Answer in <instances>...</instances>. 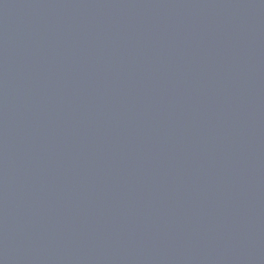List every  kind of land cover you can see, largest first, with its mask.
<instances>
[{
	"label": "water",
	"instance_id": "water-1",
	"mask_svg": "<svg viewBox=\"0 0 264 264\" xmlns=\"http://www.w3.org/2000/svg\"><path fill=\"white\" fill-rule=\"evenodd\" d=\"M0 264H264V0H0Z\"/></svg>",
	"mask_w": 264,
	"mask_h": 264
}]
</instances>
